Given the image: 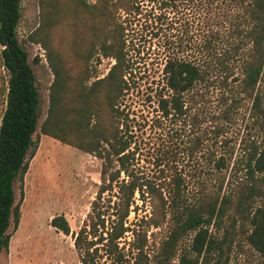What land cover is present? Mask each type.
Returning a JSON list of instances; mask_svg holds the SVG:
<instances>
[{
  "label": "trees",
  "instance_id": "obj_1",
  "mask_svg": "<svg viewBox=\"0 0 264 264\" xmlns=\"http://www.w3.org/2000/svg\"><path fill=\"white\" fill-rule=\"evenodd\" d=\"M102 2L105 37L99 48L113 63L96 79L89 95H79L83 99L74 109L78 117L70 126L77 143L73 145L101 160L102 180L85 220L72 234L80 264H168L174 256L176 264H230L243 243L264 264V203L255 204L263 194L257 182H264V0ZM19 17V0H0V61L7 73L0 115V251L7 247L10 221L15 227L19 218L13 183L22 180L27 152L36 147L32 135L38 93L27 53L16 36ZM145 37L159 50L166 91L156 94L157 113L151 119L162 132L164 147L154 155L156 172L151 174L133 166L136 147H131L130 120L119 106L128 86L125 76L131 70L128 54L133 40ZM97 84L103 85L100 104L106 110V124L98 103L89 99ZM211 98L209 105L214 103L209 107ZM245 98L249 105L244 128L252 134L246 132L235 151L228 132L245 112ZM55 105L51 95L40 132L69 143L47 128L60 120L53 113ZM170 144L191 160L197 150L200 159L189 162L187 170L176 167L166 159L173 152ZM112 162L116 168L109 170ZM234 192L232 207L238 221L230 216L223 224ZM135 199L149 206L148 215L126 223L129 211L137 209ZM161 223L166 225L165 236L148 255L146 231ZM49 224L68 233L61 214L52 216ZM127 232L131 239L124 249L119 240Z\"/></svg>",
  "mask_w": 264,
  "mask_h": 264
},
{
  "label": "rangeland",
  "instance_id": "obj_2",
  "mask_svg": "<svg viewBox=\"0 0 264 264\" xmlns=\"http://www.w3.org/2000/svg\"><path fill=\"white\" fill-rule=\"evenodd\" d=\"M102 1L44 0L41 3V0H19L20 17L16 36L27 53L38 93L37 127L32 135L36 139V147L27 152V169L22 180L16 179L13 183L15 202L19 203V218L15 227L11 221L7 227L9 239L7 247L0 251V264H80L72 244V234L85 220L90 201L102 180L101 160L73 145L77 143L70 126L78 117L74 110L77 102L89 95L93 83L102 78L113 63L112 58L101 55L99 48L105 37L106 13ZM133 43V50L128 54L131 70L129 76H125L128 86L119 100V106L126 113L127 120H130L129 129L133 133L134 143L131 147H136L133 166L138 172L151 174L156 172L154 155L162 153L163 147L160 137L162 132L152 126L154 122L151 125V119L157 113L154 112L156 94L166 91L161 74V56L153 40L145 37L144 41L135 39ZM6 77V70L0 61V115L4 107ZM102 86L97 84L89 99L93 104L98 103L99 116L106 124V110L100 104ZM51 95L56 102L53 113L60 120L53 121L47 128L71 144L40 132L39 127L46 117ZM79 95L83 98L79 99ZM212 99L208 100V105ZM248 105L249 101L245 98L242 102L245 112L228 132L234 138L235 151L239 140L247 137L244 125ZM247 133L252 134L251 131ZM174 147L175 144H170L168 149L173 152L167 153L166 159L176 167L187 170L189 162L192 165L194 158L200 159L197 150L192 152L191 160ZM114 168L116 164L112 162L108 169ZM226 179L227 173L223 186ZM189 183L194 185L191 179ZM257 184L263 188V194L255 198V204L259 205L264 203V182ZM113 193L115 188L110 192L111 201L114 200ZM102 197L107 195L103 193ZM236 198V192L232 193L223 224L228 222L230 216L238 221L232 207ZM134 204L137 209L135 212L129 211L126 223L135 217L148 215V205L136 199ZM129 209H132L131 206ZM58 214L67 222V234L49 224L50 218ZM165 233V223L147 229L145 251L148 255L156 252ZM189 237L184 238L183 245ZM130 239V234L125 233L119 245L125 249ZM238 249L240 254L234 255L230 264H259L258 256L247 245L240 244ZM168 264H176L175 256Z\"/></svg>",
  "mask_w": 264,
  "mask_h": 264
}]
</instances>
